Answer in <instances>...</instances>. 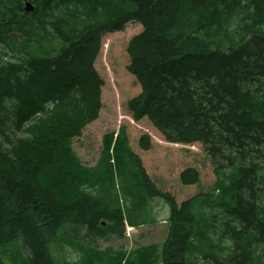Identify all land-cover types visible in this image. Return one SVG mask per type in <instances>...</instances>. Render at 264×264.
<instances>
[{"label":"trees","instance_id":"trees-1","mask_svg":"<svg viewBox=\"0 0 264 264\" xmlns=\"http://www.w3.org/2000/svg\"><path fill=\"white\" fill-rule=\"evenodd\" d=\"M131 23L143 30L127 47L140 87L128 112L166 142L200 144L218 194L179 205L147 175L123 126L118 161L144 173L133 205L140 214L164 199L171 226L161 246L141 247L137 262L124 264H264V0H0V250L21 242L26 264H76L58 260L53 247L79 239L91 250L83 228L97 230L100 218L111 223L102 240L123 238L125 221L141 225L99 199L104 179L71 149L102 109L101 39ZM103 143L110 163L113 135ZM139 143L152 148L147 135ZM179 178L201 181L194 167Z\"/></svg>","mask_w":264,"mask_h":264},{"label":"rangeland","instance_id":"rangeland-1","mask_svg":"<svg viewBox=\"0 0 264 264\" xmlns=\"http://www.w3.org/2000/svg\"><path fill=\"white\" fill-rule=\"evenodd\" d=\"M142 30L141 24L132 23L125 31L110 33L102 38V50L95 63L96 70L104 82L100 117L83 131L81 137L74 140L73 150L82 164L92 169L100 159L104 136L118 131L120 126H126L130 146L136 154L143 157L142 160L152 181L163 192L174 196L180 205L199 193L209 192L216 182V177L211 159L200 144L170 145L147 120L135 122L131 118L126 104L140 93V87L127 69L130 63L127 47L131 39ZM143 135L151 139L152 148L149 151L140 148L139 140ZM5 147H8V143ZM190 167L196 168L200 173L201 181L197 186H183L180 182L181 172ZM127 168L119 166L111 173L108 165L103 163L94 174L96 178L101 176L104 179V189L107 194L114 190L113 195L117 194L123 199L130 188L138 186L136 184L138 179L132 178L128 172L132 170L131 166ZM113 207H118V203L115 202ZM135 207L136 205H128L127 202L121 207L125 216L128 213L135 220L134 222H142L137 228L126 226L123 238L110 235L104 240L98 239V252L93 251L91 245H89L91 250L85 247L79 239L75 241L77 245L73 248L67 246L61 250L54 246L57 259L84 264L83 253H87L88 264L92 261L93 255L96 261L93 260L91 264L137 262L134 254L137 249L151 245L161 246L167 240L170 229L168 221L170 206L164 199L155 198L147 205L146 212L139 211L138 214L137 211L141 208ZM125 250L128 251L123 253ZM0 254L3 255L6 264H15L13 260L16 259H19L21 264H26L24 261L28 260L30 255L21 242H14L11 246L1 249ZM19 261L17 260L16 264H20Z\"/></svg>","mask_w":264,"mask_h":264},{"label":"bare ground","instance_id":"bare-ground-1","mask_svg":"<svg viewBox=\"0 0 264 264\" xmlns=\"http://www.w3.org/2000/svg\"><path fill=\"white\" fill-rule=\"evenodd\" d=\"M27 2H29V1H26V3ZM33 7V6H32ZM27 11V10H26ZM33 11V10H32ZM28 12H31V11H28ZM132 24V23H131ZM135 24H138V23H135ZM110 33H114V32H110ZM110 33H107V34H110ZM107 34H105V35H107ZM105 35H103V37L105 36ZM101 50H102V39H101V49H100V53H101ZM100 53H99V55H100ZM99 57V56H98ZM98 57H97V59H98ZM101 103H102V100H101ZM101 112V111H100ZM131 116V115H130ZM99 117H100V114H99ZM99 117H98V119H99ZM131 118L133 119V117L131 116ZM97 119V120H98ZM96 120V121H97ZM134 120V119H133ZM135 121V120H134ZM95 122V121H94ZM135 122H137V121H135ZM123 126H120L119 127V129H118V131H116V132H111V133H108V134H111V135H113V143H112V146H111V148H110V150H109V161H110V163H106L107 165H108V167H109V170H110V172L112 173L113 172V170L114 169H117L119 166L120 167H125V168H127V165H126V162L124 163V162H119L118 161V157H117V154L115 153V151H114V149H115V146H116V142H117V139H118V136H119V133H120V130H121V128H122ZM126 132H127V129H126ZM158 132V131H157ZM81 137V136H80ZM163 137V136H162ZM79 138V137H78ZM76 138H74L73 139V141H72V143H71V149L73 150V143H74V140H75ZM163 139H164V141L166 142V140H165V138L163 137ZM166 143H168V144H170V145H172V143H169V142H166ZM139 145H140V143H139ZM129 148H131V150H132V147L130 146V141H129ZM74 151V150H73ZM104 152H105V145H104V143H103V149H102V151H101V156H100V159L98 160V163L92 168V174H93V176H96L95 174H94V172H97L98 170H99V167L104 163V158H103V156L105 157V154H104ZM132 152L134 153V154H136L133 150H132ZM76 154V153H75ZM77 155V154H76ZM78 157V156H77ZM138 157L140 158V160H141V162H142V165H143V167H144V169L146 170V173H147V175L150 177V175L148 174V172H147V169H146V166L144 165V162H143V157L142 156H140V155H138ZM79 158V157H78ZM79 160H80V158H79ZM103 162L102 164L100 163V162ZM80 162H81V160H80ZM81 164H82V162H81ZM82 166L83 167H85L83 164H82ZM85 168H87V167H85ZM131 168H132V170H128V172L130 173V175H131V177L132 178H137V179H139V178H144V173H143V171H142V168H141V166H140V164L138 163H136V166H131ZM88 169H90V168H88ZM128 169V168H127ZM157 187H158V185H156ZM214 186H215V184H214ZM214 186H213V188H211L210 190H209V192H206V193H199V194H197V195H195L194 197H197L198 195H200V194H202V195H206V200H209L210 199V195H212L213 197L214 196H216L217 194H218V191H216L215 189H214ZM110 194H107L106 195V197H104V198H102V197H99V199H103L104 200V202L105 203H111V202H113V204L116 202V203H118V209L120 210L121 209V207H122V205H125L126 204V202H127V204L129 205H133V203H135L136 201H137V197H138V192H137V190H136V187H134L133 186V188H130L129 189V191L125 194V198H123V199H120V197L117 195V194H114L113 195V193H114V190H112V191H110L109 192ZM99 194V192L96 190L95 191V195H98ZM215 198V197H214ZM204 200V199H203ZM202 199L199 201L198 200V203L199 204H202L203 201ZM208 204L207 203H205V205H203L204 207L205 206H207ZM205 209H206V211H210L211 210V208H209V206H207V207H205ZM147 210V209H146ZM146 210H145V212H146ZM170 218V217H169ZM146 219H147V216H146ZM109 220H107V219H104V218H100L99 219V221H98V224H99V228L97 229V230H94V229H92L91 227H89V226H86V228H83V231H84V239L86 238V243H87V245H91L92 247V249L93 250H97L99 247V245L97 246V240L99 239L100 240V238H101V236H100V234L104 231H106L107 230V224H111L110 222H108ZM146 221V220H145ZM126 226H128V228H131V226L128 224V222H126L125 221V227ZM170 228H171V226H170ZM169 232H170V229H169ZM169 235V234H168ZM168 238V237H167ZM114 249V248H113ZM128 251V250H127ZM126 250L123 252V253H126L127 252ZM211 264H214V263H211Z\"/></svg>","mask_w":264,"mask_h":264},{"label":"water","instance_id":"water-1","mask_svg":"<svg viewBox=\"0 0 264 264\" xmlns=\"http://www.w3.org/2000/svg\"><path fill=\"white\" fill-rule=\"evenodd\" d=\"M26 10H27V11H32V10H33V7H32V5H31L30 2H27V3H26Z\"/></svg>","mask_w":264,"mask_h":264}]
</instances>
